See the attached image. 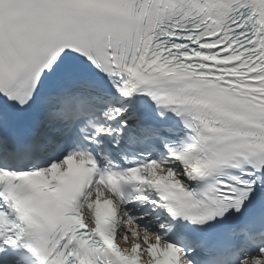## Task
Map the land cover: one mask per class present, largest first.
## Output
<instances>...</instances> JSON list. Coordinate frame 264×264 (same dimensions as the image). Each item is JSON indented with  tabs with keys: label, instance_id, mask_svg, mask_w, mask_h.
Returning a JSON list of instances; mask_svg holds the SVG:
<instances>
[{
	"label": "snow or ice",
	"instance_id": "6c2138e0",
	"mask_svg": "<svg viewBox=\"0 0 264 264\" xmlns=\"http://www.w3.org/2000/svg\"><path fill=\"white\" fill-rule=\"evenodd\" d=\"M0 264H264V0H0Z\"/></svg>",
	"mask_w": 264,
	"mask_h": 264
}]
</instances>
